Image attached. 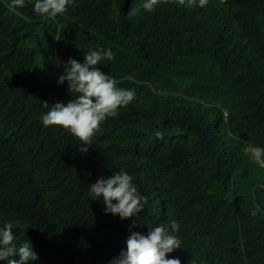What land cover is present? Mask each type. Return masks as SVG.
I'll return each mask as SVG.
<instances>
[{"label": "trees", "instance_id": "trees-1", "mask_svg": "<svg viewBox=\"0 0 264 264\" xmlns=\"http://www.w3.org/2000/svg\"><path fill=\"white\" fill-rule=\"evenodd\" d=\"M88 1L91 5L85 4L87 0L84 3L75 0L71 9L64 8L61 0H18L12 10L0 4V38L7 40L6 51L0 46L2 123L15 124L14 120H23L30 114L6 108L10 105L7 102L12 97L15 78L5 53H11L14 32L22 30L20 24L41 35L50 48L58 39L61 53L74 55L86 50L87 44L94 49L109 50L111 60L96 67L101 66L115 78L125 77L124 74L154 76L149 70L155 65L167 70L179 67L173 71L176 86H190L187 93L195 95L199 101L189 102L193 107L180 113L176 121L162 105L151 109H146L145 105L140 109L134 118L139 120L134 132L136 137L144 135L139 138L138 149L141 157L154 158L149 165L153 173L150 179L140 177L139 173L133 176L131 181L138 186L129 189L125 195L117 187L116 191L99 184L91 175L107 154L101 149L105 147L104 139L115 137L112 126L106 128L105 136L102 128L90 153L78 150L77 143L65 132L47 128L29 150L11 151L5 145L6 152H0V264H19L17 254L27 248L30 256L38 255L35 264H48L45 256L49 257L51 253L46 249L54 247L56 253L69 257V250L78 242L97 253L96 263L100 264H240L234 258H228L224 249L228 247L227 240L233 231L239 230V222L256 213L252 190L258 184H264V169H260L252 153H246L250 146L264 151V85L253 73L242 69L233 57L221 68L212 56L197 64L192 59L189 64L186 56L173 52L171 46L176 45L172 36L174 20L169 13L152 17L138 30L131 23L129 33L136 38L128 42L106 37L95 30H105L108 35L120 38L121 21L113 20L109 0ZM41 9L45 16L41 15ZM134 11L135 7L131 5L132 14ZM89 16L91 24L88 23ZM44 17L46 20L42 22ZM239 37L242 42L252 41L245 33H239ZM44 63L52 73L53 64L45 58ZM220 82L249 93L261 110L256 103L239 102L230 97L233 101L225 104L229 110L228 120L222 121L218 138L206 151L199 150L189 134L163 143L147 135L158 124L157 119L183 129L184 124L179 121L192 119L196 109L203 105L200 102L222 101ZM109 86L112 85L106 84ZM137 87L132 86L133 89ZM148 89L144 86L141 92ZM52 95H58L56 86ZM44 110L49 112L51 108H38V117ZM133 111L132 107L125 109L127 116ZM209 118H220V112L212 110V115L204 119L206 124L217 128L219 123H211ZM28 131L24 128L20 132L19 143L28 142ZM119 138L117 135L116 141ZM207 140L210 142L209 138ZM95 148L98 149L93 150ZM58 151L68 156L70 170L63 165L68 173L56 166L54 152ZM73 159L77 165L79 162L77 170V167H71ZM130 162L133 165L135 158L131 157ZM31 165H43L58 181L65 182L63 193H56L52 178L45 172L24 168ZM139 205L136 215L121 212L126 209L132 212ZM26 206H35L36 213L21 212L20 208ZM19 219L28 227L24 233L17 232L22 236L11 237L16 234L8 230L7 220L15 224ZM252 221L243 222V227ZM137 224L142 225L139 233L143 239L132 230ZM157 226V231L149 238L146 231ZM176 226H179L181 237L183 235L187 252L174 261L165 251L167 246L163 250H157V247H164ZM251 237L260 239L254 233Z\"/></svg>", "mask_w": 264, "mask_h": 264}, {"label": "clouds", "instance_id": "clouds-1", "mask_svg": "<svg viewBox=\"0 0 264 264\" xmlns=\"http://www.w3.org/2000/svg\"><path fill=\"white\" fill-rule=\"evenodd\" d=\"M17 1L0 0V4L12 10V5ZM79 1L85 2V0ZM109 1L112 5L113 20H119L122 24V31L118 34L120 38L108 35L105 30H95L96 32L106 37L128 42L136 38L129 33L131 23L133 28L135 26V30H138L139 27H144L146 21L152 17L169 13L174 20L172 36L175 37L176 45L171 46L173 52L186 56L189 64L192 59L197 64L200 60L212 56L218 61L221 68L224 64L228 65L227 59L233 57L242 69L253 73L258 82L264 85V0ZM61 3L64 8L71 9L75 0H61ZM85 4L91 5L88 0ZM131 5L135 7L134 17ZM38 8L41 7L38 5ZM40 12L42 16L46 15L44 9H41ZM45 20L46 17L41 19L42 22ZM88 23L91 24L90 16ZM96 23L94 22V24ZM20 27L21 31L14 32L11 53H5L12 69V77L15 78L11 87L12 97L7 102L10 105L6 108H12V111L24 110L30 114L23 120H14L15 124L11 123L10 125L2 123L0 120V152H6L5 145L11 151L31 149L47 128L65 132L77 143L78 150L84 149L88 153L102 128L105 136L106 128L112 126V130H115V137L104 139L105 147L101 149L106 150L107 154L103 156L91 175L97 179L99 184L114 188L116 191L119 188L123 195L132 187L138 186L131 181L136 174L139 173L140 177L150 179L153 170H149V165L154 158L141 157L138 145L139 138L144 135L136 137L134 128L139 120L134 118L145 105L146 109L162 105L169 110L176 121L179 119L180 113L193 107L188 104L189 102L199 101L195 99V95L187 93L190 86H176L173 71L179 67L174 66L175 69L167 70L161 65H155L149 70L154 76H147L148 79L144 74H124L125 77L115 78L101 66L96 67L97 64H105L106 61L111 60L109 50L94 49L87 44L86 50L68 55L60 52L58 39L50 48L41 35L38 36L22 24ZM239 33L247 34L252 41L242 42ZM6 41L4 37L0 38V46L5 51ZM144 41L145 37L142 42ZM44 58L53 64L52 73L48 71ZM106 84L112 86L106 87ZM55 86L58 95L53 97L52 91ZM132 86L138 87L133 89ZM144 86L149 89L141 92ZM220 87L222 88L220 93L224 96L223 100L200 102L203 105L196 109L192 119L189 121L178 120L184 124L183 129L176 128L171 123H163L166 121L164 119H157L158 124L147 135L154 136L160 143H163L164 140L169 142L189 134L194 138L197 148L206 151L211 147V143H215L218 138V132L222 130V121L228 120L229 110L225 104L232 100L230 97L239 102L246 101L258 105L249 93L248 95L242 93L234 85H225L220 82ZM140 96H143V99H140ZM144 99L146 104H144ZM42 107L51 108V110L49 112L44 110L38 117L37 109ZM130 107L134 111L138 108L139 110L133 111L134 113L127 116L125 109ZM258 108L261 110L259 105ZM212 110L220 112V118H209L211 123H219L217 128L204 121L207 116L212 115ZM24 128L29 129L28 142L19 143L17 136ZM117 135H120L118 141H116ZM207 138L210 139V142ZM45 139L47 140L46 137ZM53 147L56 146L53 145ZM96 149L98 148L93 150ZM246 153L254 155V161L260 165V169L263 171L264 151L260 152L250 146L246 149ZM67 157V155L60 154L59 151L54 152L56 166L63 172H67L63 165L69 169ZM131 157L135 158L133 165L130 162ZM122 164H124L123 167H118ZM78 166L79 162L77 165V161L73 159L71 167H77V170ZM24 168L27 171L45 172L52 178L56 193L58 195L63 193L66 183L58 181L55 174L50 172L47 167L31 165ZM143 183L150 187L145 180ZM252 198L256 213L251 218L239 222V230L233 231L227 240L228 247L224 249L228 258H234L240 264L264 263V205L262 204L264 184L254 187ZM259 200L260 203H257ZM141 205L132 212L127 209V211L121 210V212L136 215L134 213ZM20 211L30 214L36 213L37 209L35 206H26L23 209L20 208ZM248 220L253 221L243 227V222H248ZM24 223L20 219L16 220L15 224L7 220L8 230L16 234L11 237L22 236L17 232H25L24 229L28 227V224ZM141 227V224H137L132 230L143 239L142 234L139 233ZM157 229L158 226L154 230L146 231V235L152 238L150 235ZM252 233L260 239L252 238ZM75 244L76 246L69 250V257H63L60 253H56L54 247L46 249L51 253V256H45L46 261L48 264H100L96 263L97 253L87 250L79 242ZM183 244V235L181 237L179 226H176L164 247L158 246L157 250H163L167 246L168 250H165L167 255L175 261L177 257L180 258L187 252ZM143 257L146 260V255ZM37 259L38 255L30 256L28 248L19 250L17 254V260H20L19 264H35ZM172 259L171 261H173Z\"/></svg>", "mask_w": 264, "mask_h": 264}, {"label": "bare ground", "instance_id": "bare-ground-1", "mask_svg": "<svg viewBox=\"0 0 264 264\" xmlns=\"http://www.w3.org/2000/svg\"><path fill=\"white\" fill-rule=\"evenodd\" d=\"M235 179V178H234ZM164 190V189H163ZM171 196L169 195V198H170Z\"/></svg>", "mask_w": 264, "mask_h": 264}]
</instances>
